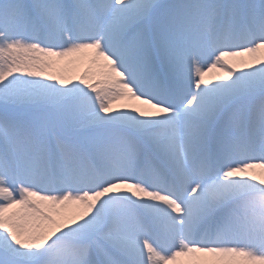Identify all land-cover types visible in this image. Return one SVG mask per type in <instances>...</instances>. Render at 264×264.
I'll return each mask as SVG.
<instances>
[{"label": "snow or ice", "instance_id": "6c2138e0", "mask_svg": "<svg viewBox=\"0 0 264 264\" xmlns=\"http://www.w3.org/2000/svg\"><path fill=\"white\" fill-rule=\"evenodd\" d=\"M0 264H264V0H0Z\"/></svg>", "mask_w": 264, "mask_h": 264}, {"label": "bare ground", "instance_id": "6f19581e", "mask_svg": "<svg viewBox=\"0 0 264 264\" xmlns=\"http://www.w3.org/2000/svg\"><path fill=\"white\" fill-rule=\"evenodd\" d=\"M81 70H82V66L77 67V68L75 69L76 72L81 71ZM209 75H214V73H210Z\"/></svg>", "mask_w": 264, "mask_h": 264}]
</instances>
